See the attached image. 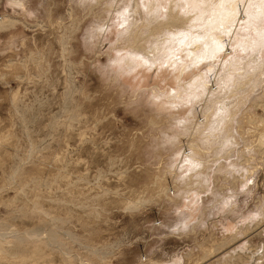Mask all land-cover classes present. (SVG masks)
<instances>
[{
	"label": "rangeland",
	"instance_id": "rangeland-1",
	"mask_svg": "<svg viewBox=\"0 0 264 264\" xmlns=\"http://www.w3.org/2000/svg\"><path fill=\"white\" fill-rule=\"evenodd\" d=\"M39 1L28 23L0 29V264H200L225 224L216 206L194 230L174 226L169 165L187 141L162 144L159 115L139 102L146 93L107 74L110 37L85 41L89 6ZM244 109V139L232 149L244 167L218 183L235 191L234 218L264 210V83ZM263 228L243 238V254H259L243 264L262 256Z\"/></svg>",
	"mask_w": 264,
	"mask_h": 264
},
{
	"label": "bare ground",
	"instance_id": "bare-ground-1",
	"mask_svg": "<svg viewBox=\"0 0 264 264\" xmlns=\"http://www.w3.org/2000/svg\"><path fill=\"white\" fill-rule=\"evenodd\" d=\"M79 1L94 13L85 41L96 46L111 39L105 69L110 78L128 84L136 97L146 93L139 102L159 115L153 122L164 128L162 144L187 141L167 166L177 184L175 228L196 229L216 206L223 213L222 241L204 252L200 264H243V255H259L243 254L248 243L241 242L264 227V210L234 218L229 200L235 191L226 194L218 183L244 167L232 149L244 139L246 100L264 83V0ZM36 2L33 10L30 0H6L12 15H0V29L28 23L41 6ZM198 110L203 117L196 120ZM244 181L242 175L241 186ZM261 255L255 264H264Z\"/></svg>",
	"mask_w": 264,
	"mask_h": 264
}]
</instances>
